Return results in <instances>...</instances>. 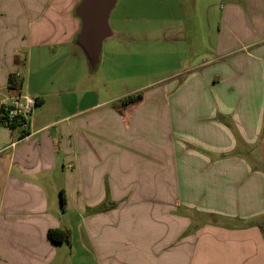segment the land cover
Instances as JSON below:
<instances>
[{
	"label": "crops",
	"instance_id": "obj_1",
	"mask_svg": "<svg viewBox=\"0 0 264 264\" xmlns=\"http://www.w3.org/2000/svg\"><path fill=\"white\" fill-rule=\"evenodd\" d=\"M79 1L0 0V100L37 99L25 136L0 123V264H264V0H203L146 79L149 9L117 0L100 57L138 63L114 94L84 87Z\"/></svg>",
	"mask_w": 264,
	"mask_h": 264
},
{
	"label": "rangeland",
	"instance_id": "obj_2",
	"mask_svg": "<svg viewBox=\"0 0 264 264\" xmlns=\"http://www.w3.org/2000/svg\"><path fill=\"white\" fill-rule=\"evenodd\" d=\"M129 3L136 6L143 5L144 8L149 9L148 14L142 15V19L132 20V22L137 26H141L144 29L146 26L148 27V30H145V33L143 34V37H149L147 45L141 47V50L142 53L149 58L154 56L153 61L149 62V72L146 74L144 79L147 77L152 78L154 74H160V72L164 69L161 67H164L165 64L171 62V65L173 66V61L185 53L180 50V47L175 45L182 37V35H178L182 31H179V26H177V24H180L183 20L191 22L189 26L191 30H186L185 33V37L188 39L187 44H190V40L192 39L197 40V38L201 35L202 31L199 24L203 17V0H119L115 7L114 15L119 12L123 5H128ZM216 7L214 5V11L215 9L218 11ZM215 16H217L216 13H214V17ZM216 21L217 20H213L214 31ZM162 23L166 24L168 27L165 28L164 31H157L160 26L159 24ZM168 23H171V26H169ZM158 39L162 41H158ZM106 52L107 47L104 48V54L99 57L96 65L91 66L87 64V71L89 74L86 77L84 87L85 89H97L99 87L102 91L101 93L109 91L111 94H114V91L117 92L122 90L124 85L129 86V84H127V79L122 77L124 67L137 68L138 62L136 61L137 59L134 55L124 57V62H122L123 66L119 67L118 65L117 68L113 70L117 75V79L110 81L113 79L114 74L111 72L109 75L106 71V65L108 64L105 57ZM261 224V228L263 229L262 234L264 236V218H262Z\"/></svg>",
	"mask_w": 264,
	"mask_h": 264
},
{
	"label": "water",
	"instance_id": "obj_3",
	"mask_svg": "<svg viewBox=\"0 0 264 264\" xmlns=\"http://www.w3.org/2000/svg\"><path fill=\"white\" fill-rule=\"evenodd\" d=\"M117 0H80L75 15L80 19V28L75 42L83 50L89 65H96L102 50L103 40L110 34L108 18Z\"/></svg>",
	"mask_w": 264,
	"mask_h": 264
},
{
	"label": "built area",
	"instance_id": "obj_4",
	"mask_svg": "<svg viewBox=\"0 0 264 264\" xmlns=\"http://www.w3.org/2000/svg\"><path fill=\"white\" fill-rule=\"evenodd\" d=\"M36 106L37 99L26 94L1 99L0 114L4 115L3 124L10 128H18L21 137L25 136L29 127V117Z\"/></svg>",
	"mask_w": 264,
	"mask_h": 264
},
{
	"label": "trees",
	"instance_id": "obj_5",
	"mask_svg": "<svg viewBox=\"0 0 264 264\" xmlns=\"http://www.w3.org/2000/svg\"><path fill=\"white\" fill-rule=\"evenodd\" d=\"M21 80L19 79L17 76H15L14 74L9 76L8 79V85L10 88H16L19 87L21 85ZM142 98V94L140 92L137 93H132V94H128L122 98L119 99V104L121 106H124L126 104L132 103V102H136L138 100H140ZM3 119H4V115L0 114V123L3 124ZM61 204L62 207L64 205V198H63V194L61 191ZM68 230L64 229V230H60V229H49L47 232V235L50 239H52L55 242H60L63 240H68L69 235H68Z\"/></svg>",
	"mask_w": 264,
	"mask_h": 264
}]
</instances>
